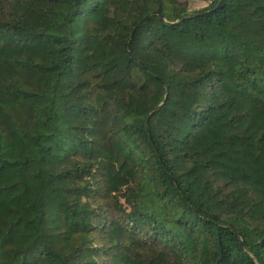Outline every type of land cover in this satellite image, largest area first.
Here are the masks:
<instances>
[{
    "label": "trees",
    "instance_id": "1",
    "mask_svg": "<svg viewBox=\"0 0 264 264\" xmlns=\"http://www.w3.org/2000/svg\"><path fill=\"white\" fill-rule=\"evenodd\" d=\"M0 264H264V0H0Z\"/></svg>",
    "mask_w": 264,
    "mask_h": 264
},
{
    "label": "rangeland",
    "instance_id": "2",
    "mask_svg": "<svg viewBox=\"0 0 264 264\" xmlns=\"http://www.w3.org/2000/svg\"><path fill=\"white\" fill-rule=\"evenodd\" d=\"M189 10H196L206 6L210 0H185Z\"/></svg>",
    "mask_w": 264,
    "mask_h": 264
}]
</instances>
